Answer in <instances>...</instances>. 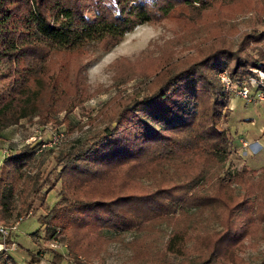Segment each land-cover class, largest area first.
<instances>
[{
    "label": "trees",
    "instance_id": "obj_1",
    "mask_svg": "<svg viewBox=\"0 0 264 264\" xmlns=\"http://www.w3.org/2000/svg\"><path fill=\"white\" fill-rule=\"evenodd\" d=\"M245 8L260 19L264 0H0V130L20 120L72 129L69 114L94 95L83 75L89 51L108 50L138 25L172 20L200 33L211 11ZM160 51L122 65L124 81L152 78L139 94L102 104L98 127L83 137L55 149L42 141L8 149L0 162L3 248L13 245L19 218L41 211L44 241L62 239L76 264L102 262L107 244L126 232H134L124 244L135 264H264V255L256 263L239 255L249 233L264 231V164L223 168L234 153L231 96L216 79L224 69L242 85L249 69L264 71V29L235 41L218 29L189 53L169 44ZM204 213L217 227L200 225ZM161 224L169 230L158 245L149 237ZM3 248L0 264L40 262L32 251L16 263Z\"/></svg>",
    "mask_w": 264,
    "mask_h": 264
},
{
    "label": "rangeland",
    "instance_id": "obj_2",
    "mask_svg": "<svg viewBox=\"0 0 264 264\" xmlns=\"http://www.w3.org/2000/svg\"><path fill=\"white\" fill-rule=\"evenodd\" d=\"M27 3L28 0H23ZM208 17V28L206 31L198 28L196 31L188 32L172 20H165L157 24H142L134 27L125 33L119 43L106 51L92 52L89 51L85 64L83 66V75L88 92H93V96L80 103L69 114L72 129H67L64 125L51 128L50 126L39 127L33 122L20 120L14 125H10L0 130V162L4 157L2 150L10 149L11 151L24 143H36L42 141L49 143L43 149L62 146L72 142L75 139L83 137L89 130L95 129L97 113L102 104L110 98L116 96L123 97L136 95L140 93L143 83L148 82L152 77H134L124 81L118 71L125 63H132L142 56H148L151 61L161 53V46L169 44L175 54H186L192 51L194 46L202 43V39L207 34L216 32L235 41L239 34L251 27L264 29V14L260 19L254 17L248 9L236 11L229 14L222 10L216 14L211 11ZM254 55L253 52H251ZM123 60V62H122ZM144 61V60H140ZM122 62V63H121ZM225 71L226 70H220ZM218 72V73H219ZM219 86L225 93H229L231 98L228 104L229 115L226 125L233 138L234 153L230 155V163L225 164L223 168L231 171L242 164L251 169L257 170L264 164V100L258 99L264 87V71L259 69H249L246 79L242 85H236L228 78V86L224 88L217 76ZM247 90L250 97L245 101L238 95L241 90ZM258 92V93H257ZM259 95L256 99L254 94ZM262 98V97H261ZM242 137V138H241ZM263 145L261 149L255 145ZM51 144V145H50ZM244 144V145H243ZM53 165L51 155L46 154L44 166L49 169ZM225 170V169H224ZM219 171V170H218ZM56 200L55 189L51 190L45 197V205L50 207ZM41 211L22 217L14 225L11 231V239L14 242L10 248L15 254L21 256L22 261L29 259V252H38L40 257L39 264H76L65 253L64 241L62 239L52 246L51 242L44 241L43 231L37 222V216ZM201 220V226H216L211 222V218L204 213ZM5 227V226H4ZM217 227V226H216ZM9 229L8 227H6ZM169 228L164 224L159 226V232L156 236H150L149 239L161 245L165 240ZM201 231V230H199ZM36 236L35 234H38ZM104 235L111 238L113 233L104 232ZM120 241L113 240L106 246L104 253L101 254V261L93 259L91 264H135L131 260V251L126 244L134 237V232H126L118 235ZM243 246L240 247L239 255L247 263H256L264 255V231H255L243 239ZM59 256L57 263L52 262L53 256ZM55 260V259H54ZM77 260H82L78 256ZM56 261V260H55Z\"/></svg>",
    "mask_w": 264,
    "mask_h": 264
},
{
    "label": "built area",
    "instance_id": "obj_3",
    "mask_svg": "<svg viewBox=\"0 0 264 264\" xmlns=\"http://www.w3.org/2000/svg\"><path fill=\"white\" fill-rule=\"evenodd\" d=\"M217 76H218V79H219L221 85H222L224 88H226V87L229 85V84H228L229 80H228V76H227V74L225 73V71H221V72L217 73ZM257 93H258V92H257ZM257 93L254 94L255 97H253V98L256 99V98L259 96V95H257ZM238 95H239L240 98H242L243 100H245V101H247V102L249 101V98H248V97H250V96H249L247 90H245V89L241 90L240 92H238ZM261 97H262V98H261ZM261 97H259L258 99H263V100H264V96L261 95ZM49 143H50V142H48V143H42V144L40 145V147H44V146H46V145H49ZM50 145H51V144H50ZM243 145H244V144H243ZM2 152H3V155L5 156V155H7L8 150H7V149H3ZM18 220H21V218H19ZM8 232H9V229H7L6 227L0 225V238L5 237V236L8 234ZM58 240H59V239L57 238V239L51 240V241H49V242H51L52 246H55V245H56V242H58ZM12 246H13V245H11L10 247H12ZM10 247L3 248V245H2L3 250H6V251H7V249H10V250L13 249V248H10ZM64 250H65V253H66L67 251H66L65 244H64Z\"/></svg>",
    "mask_w": 264,
    "mask_h": 264
},
{
    "label": "crops",
    "instance_id": "obj_4",
    "mask_svg": "<svg viewBox=\"0 0 264 264\" xmlns=\"http://www.w3.org/2000/svg\"><path fill=\"white\" fill-rule=\"evenodd\" d=\"M241 138H242V137H241ZM249 141H254L255 145H257L259 149H261V148L263 147V145L260 146L259 144H257L256 139L249 140ZM15 225H16V224H15ZM12 230H14V229H11L10 232H11ZM39 233H40V232H38V234H35V235H36V236H39V235H40ZM0 249H2V244H1V243H0ZM6 252L8 253V255H9V256H10V257H11L16 263H21V262H22V258H21V256L15 254L14 251H12V250H10V249H7Z\"/></svg>",
    "mask_w": 264,
    "mask_h": 264
}]
</instances>
